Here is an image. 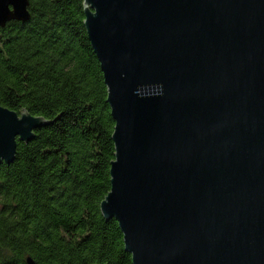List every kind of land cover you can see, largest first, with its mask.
<instances>
[{
  "label": "water",
  "instance_id": "95a60500",
  "mask_svg": "<svg viewBox=\"0 0 264 264\" xmlns=\"http://www.w3.org/2000/svg\"><path fill=\"white\" fill-rule=\"evenodd\" d=\"M81 2L114 121L100 215L131 263L264 264V0ZM49 123L0 105V163Z\"/></svg>",
  "mask_w": 264,
  "mask_h": 264
},
{
  "label": "trees",
  "instance_id": "16d2710c",
  "mask_svg": "<svg viewBox=\"0 0 264 264\" xmlns=\"http://www.w3.org/2000/svg\"><path fill=\"white\" fill-rule=\"evenodd\" d=\"M82 0H28L0 27V105L50 123L0 163V264H132L110 188L114 121Z\"/></svg>",
  "mask_w": 264,
  "mask_h": 264
}]
</instances>
